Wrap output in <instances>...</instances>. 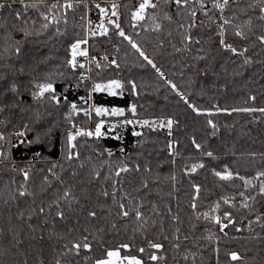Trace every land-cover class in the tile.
<instances>
[{"label":"trees","instance_id":"trees-1","mask_svg":"<svg viewBox=\"0 0 264 264\" xmlns=\"http://www.w3.org/2000/svg\"><path fill=\"white\" fill-rule=\"evenodd\" d=\"M67 2L0 0L5 5L0 9V147L4 154L0 156V264H94L107 250L121 244L130 245V250L121 249V254L137 256L144 264H264V196L258 194L264 177L255 178L258 171H264V112L233 111L264 108V45L257 39L264 34V21L259 20V0H240L238 5L230 2L224 12L225 17L235 16L224 39L238 50L247 48L244 56L233 55L220 45V15L212 8V0L208 17L198 3L178 12L174 3L156 0L153 3L158 7L148 8L143 21L133 18L141 0H100L92 7L99 4L107 10L104 14L98 8L107 35L95 37L87 33V1H71L73 9L48 7ZM32 4L38 7H24ZM113 5L118 7L113 9ZM193 7L198 26L188 30L193 42L185 45V29L179 26L192 22L189 11ZM113 11L117 15L113 16ZM50 12L60 23H49L52 16L49 21L43 19L42 13ZM81 14L83 21L77 19ZM166 14L172 19H166ZM249 18L252 28H244L247 38L235 36L234 26L244 25ZM112 20L131 43L119 36L120 29L110 23ZM44 23H49L47 29L42 27ZM156 24H160L159 30ZM78 39H87L82 47L101 56L92 60L90 68L79 56L77 63L83 68L73 69L68 64L70 46ZM246 58L251 62L245 64ZM113 80L123 85L115 95L93 91L96 84ZM49 82L54 93H45L40 99L33 96L39 91L36 84ZM13 84L15 91L11 90ZM133 105L135 113L131 112ZM96 107L123 109L124 115L97 116ZM85 109L91 111L90 116L84 114ZM145 119H172L171 135L167 127L138 124ZM101 120L104 134L99 138L78 136L73 142L74 158L69 160L67 128L81 124L86 127L83 130H94ZM126 120L133 123L126 124ZM209 120L217 125L215 129ZM19 129L24 130L23 140L13 144L12 135ZM193 139L201 149L195 148ZM23 149L34 151L38 160L12 167L9 160ZM208 151L213 157L205 155ZM196 163L205 167L192 172L190 166ZM24 166L29 173L27 181ZM125 166L129 171L117 177L115 173ZM225 166L253 180V185L245 186L240 179L220 180L214 171L223 172ZM21 185L33 195L20 196ZM194 185L200 186L195 200ZM65 189L76 199L60 202L65 212L61 220L53 201ZM104 191L109 196L105 197ZM245 197H255L247 200V208L242 206ZM225 198L235 206L225 204ZM120 203L130 212L127 218L119 215ZM40 207L45 208L44 213ZM134 209L147 221L143 228ZM90 211L97 216L89 217ZM224 212H230L235 223L221 231L211 217H223ZM84 236L91 251L81 249L79 255L67 251L66 245L71 247ZM149 241L163 248H149ZM139 248L145 252L140 253ZM231 252L242 259L232 261ZM152 254L161 259H149Z\"/></svg>","mask_w":264,"mask_h":264},{"label":"snow or ice","instance_id":"snow-or-ice-1","mask_svg":"<svg viewBox=\"0 0 264 264\" xmlns=\"http://www.w3.org/2000/svg\"><path fill=\"white\" fill-rule=\"evenodd\" d=\"M165 3H174L177 6V10L179 12L180 9H187L189 7V5L194 4V3H198L199 4V8L200 11L203 13V15L205 17H208V13L210 11V9H207V5L205 3V0H164ZM230 2L232 4H239L240 0H212V8L217 10L220 13V17L219 20L217 21V27L219 29L218 31V35L221 37L220 39V45L222 46L223 49H225L226 51H230L233 55H239V56H244V54L246 52H248L247 48H243L241 50H238L236 47H234L232 44L226 43L224 37L227 35V31L229 27H233V20L235 19V16L232 17H225L223 15V13L225 12L226 9L229 8L230 6ZM259 11L261 13V15L259 16V20L264 21V0H259ZM5 7V5L3 3H0V9H3ZM24 7H32V8H36L38 7L36 4H32V5H24ZM50 9H58V8H63V9H73L74 8V4L71 2V0H68L67 3L61 5L59 3L57 4H52L50 6H48ZM97 8H100V5L97 4L96 5ZM113 9L117 8V5H113L112 6ZM158 7V3H153V0H141V3L139 4L138 9L133 13V18L137 21H143L145 19V12L148 8H152V9H156ZM249 7H254L253 5H249ZM100 11L103 13H106L107 10L100 8ZM240 11H244L243 9H240ZM43 19L45 21H49V16L43 14ZM112 15L115 16L117 15L116 11L112 12ZM197 15L196 9L193 7L191 8V10L189 11V16L192 18V22L189 23L187 26L184 24H181L179 27L185 29V35H184V42L185 45L190 44L193 42V37L188 33V30H190L191 28H195L198 25L196 24L195 21V17ZM17 17H19V13H17ZM165 18L168 20H171L172 17L169 15H165ZM153 21L156 20V17L153 16L152 17ZM60 23V19L56 16V15H52L51 21H49V23ZM65 23H67V21H64ZM34 23V22H33ZM49 23H44L42 25V27L44 29H47L49 27ZM110 23L115 24L117 29H120V25L112 20L110 21ZM201 24H203V21L200 22ZM99 27V31H91V36L95 37L97 35H107V29L104 27L103 22L100 23ZM156 29L159 30L160 29V24H156L155 25ZM247 27L249 31H251L252 28V19L249 18L244 25H240V24H236L234 26V35L237 37H240L241 39H246L247 38V33L244 31V28ZM57 32L59 33V29H57ZM30 33L25 32V35H29ZM119 36L124 37L125 39H128L129 42L131 43V38L125 36V33L123 31V29H120L118 32ZM257 39L259 40L260 44L264 45V34H261L257 37ZM196 43H199V40L195 41ZM18 43V42H17ZM88 43L87 39H78L76 40L74 43L71 44L70 46V51H71V59L68 61V64L70 65L71 68L76 69L77 67L83 68L84 65L83 64H78L77 63V56H84L87 57L88 56V52L86 48H83L82 45H86ZM134 48H137V51H139V46L136 45L135 43H133L132 45ZM177 51H180V49H177ZM15 52L16 54L20 53V48L16 47L15 48ZM142 56L144 55L143 52L140 53ZM146 60L148 59L146 56L144 57ZM203 57H201L202 59ZM106 59V57H105ZM150 64H152V61L149 60L148 61ZM251 60L250 58H246L244 60L245 64L250 63ZM114 63V62H113ZM99 66V65H97ZM153 67H155V65H152ZM157 71L159 72V69H157ZM161 76H163V73H161ZM169 83L171 84V82L169 81ZM173 89L176 88L175 84L171 85ZM35 87L39 90L37 92L33 93V96H35L37 99H40L42 97H44L45 93H54L55 89L52 85V83H43V84H36ZM123 85L121 84L120 81L118 80H113L108 82L107 84L101 85V84H96L93 88V91H108L111 95H115L116 92L114 91V89H119L122 88ZM11 90L15 91L16 90V86L13 84L11 86ZM181 97L184 99L185 103H188L187 99L185 97H183V94H180ZM51 99H53L54 101H56V103H59V99L55 96L52 95ZM251 99H255V97H251ZM189 107H191L194 111H196L198 114L200 113V109H198L195 105L189 104ZM71 108L73 110V112H75L77 110L76 105L72 104ZM0 111H3V108L0 107ZM95 114L97 116H104V115H116V116H122L124 115V111L123 109H108V108H101V107H96L94 109ZM136 111V106L133 105L131 108V112L135 113ZM217 111H227L226 109H217ZM233 111H244V112H252V111H260V112H264V108L261 109H252V108H241V109H233ZM84 114L86 116H90L91 115V111L85 109L84 110ZM211 114V113H209ZM124 123L126 124H132L133 121L131 120H126ZM144 124H148V121H144ZM174 121L172 119H168L166 121H162L160 126L161 127H167L169 129V135H171V128L173 126ZM209 125L212 128H216L217 125L214 124L211 120L208 121ZM75 127V126H74ZM104 127V121L101 120L99 123H97L96 127L94 130H83V129H78L76 132L74 133H69L68 135V147H69V152L67 155V158L69 160L74 158V154L72 152V149H74L76 147L75 143H73L76 138L78 136H86V137H93L95 136L96 138L101 137L104 133L101 131L102 128ZM139 135V133H138ZM0 139H3V136L0 135ZM193 144L195 146L196 149H201L202 145L199 143H196L195 139H193ZM169 147H172V144H169ZM3 152H0V156H3ZM109 155H111V153L109 152ZM205 155H207L208 157H213V152L208 151L205 153ZM253 157L255 156V154H252ZM75 156L78 157L79 153H75ZM205 165L203 163H196L190 166V170L192 172H195L197 169L199 168H204ZM137 170H139V166H137ZM129 168L127 166L120 168L115 175L117 177L120 176L121 172H128ZM24 175V179L25 181H27L29 179V173L27 171H25L23 173ZM97 177H99V172H97L95 174ZM214 175L216 177H218L220 180L222 181H231L234 179H240L241 181H243V183L245 184V186H252L253 185V180L251 179H245V177L240 176L238 172L233 173V171L228 170L227 166H225V171L221 172V171H214ZM261 177H264V171H258L256 173V179H259ZM57 179H59V177H57ZM45 182H47V177H45ZM144 187H147V183L145 182ZM21 188L23 190L19 191V195L20 196H31L33 195V193L29 192L27 190V188H25L23 185H21ZM195 188V193L196 195L194 196V200L197 199L199 197V193H200V186L199 185H194ZM105 197L109 196V193L107 191H104L102 193ZM258 194L261 196H264V180H261L260 185H259V191ZM113 196H115V192L112 193ZM240 196H244L243 192L239 193ZM75 196L74 194L71 192L70 189H65V191L61 194V196L59 197V199L53 201V205L57 208L56 211V216L59 217L61 220H63L65 218V212L60 208V202L61 201H70V200H75ZM234 199V197L232 198ZM248 199H255V197H245V202L243 203V207L247 208L249 207V204L247 203ZM78 202V201H77ZM224 203L225 204H230V206H235L232 205L230 203V200L228 198L224 199ZM53 205H49V208H51ZM193 209L196 208V204L193 203L192 204ZM119 208H120V213L119 215L122 218H127L130 215V212L128 210H125V204L124 203H120L119 204ZM216 209L220 208V204L217 203L215 205ZM40 213H44L45 212V208L44 207H40L39 209ZM134 211V215L137 221H142L140 227L143 228L145 224H147L146 220H143V213L140 212L139 210H133ZM21 215H23V213H21ZM205 218H209L208 214L205 213ZM88 216L91 218H95L97 216V213L95 211H90L88 212ZM174 219H176L174 217ZM212 220H214V222L216 224H219L221 226V231H223L225 228L229 227L230 224L235 223V221L232 219V214L230 212H224L223 213V217L216 215V216H212L211 217ZM223 220H227V223H223ZM257 220H259V217H257ZM113 228H115V224H113ZM237 231H240V229H237ZM3 234V230L0 229V235ZM210 238V237H209ZM177 239H179V237H177ZM88 241V237L84 236L82 238V240L80 241H76L73 242L71 244V247H68L67 245L65 246L68 252H75L77 255H79L80 250L84 249L87 251H91L92 250V245L87 242ZM149 248L152 249H162L163 245L160 243H156V242H152L149 241L148 243ZM177 247H179V245H177ZM121 249H128L130 250V245L129 244H121L119 245L118 248L115 249H111V250H107L105 252V255L103 258H99L96 259L94 261V264H144L143 260L138 258L137 256H132V255H121ZM138 251L140 253H144L145 252V248H139ZM218 251V249H217ZM228 255L230 256V259L232 261H239L242 259V257L240 256L239 253L237 252H231L228 253ZM149 259L153 260V261H157L159 259H161V257L152 254L150 255ZM57 264H59V261H57Z\"/></svg>","mask_w":264,"mask_h":264},{"label":"built area","instance_id":"built-area-1","mask_svg":"<svg viewBox=\"0 0 264 264\" xmlns=\"http://www.w3.org/2000/svg\"><path fill=\"white\" fill-rule=\"evenodd\" d=\"M53 1H56V0H53ZM73 1V0H71ZM87 1L88 3V9H87V14H86V21H87V33H88V37H90L91 35V31H99V25H100V13H99V9L98 8H94L92 7V3H100V0H85ZM156 1V0H153V2ZM207 4V7L210 6V2L209 0H207L206 2ZM216 14H219V12H216ZM53 14L50 12L48 14L49 17H51ZM224 15V13H223ZM77 19L79 21H83L84 20V16L83 15H79L77 16ZM89 48V47H88ZM87 48V52H88V56L87 57H84V56H79V60L80 62H82L84 65L88 64L89 68L90 66L92 65V60L94 58H98L100 59L101 56L97 53V52H92L91 49H88ZM89 78H91V75L88 76ZM1 115V114H0ZM0 121H1V118H0ZM75 126V127H74ZM86 127H84L83 125L81 124H78V125H73L71 127H69V132L71 133H74L76 132L78 129H85ZM24 130L22 129H19L18 132L16 133H13L12 135V141H13V144H19L20 142H22L23 140V136H24ZM0 135L3 136L2 133H0ZM14 136H18V140H14ZM2 148L0 147V152H1ZM37 154L34 152V151H29V150H21L19 152L16 153V156L14 154V157H12L9 162L10 164L12 165V167H16L19 165L20 162H27V163H33L35 161L38 160V156H36ZM2 162V159L0 157V163ZM24 171L27 170V167L24 166L23 168Z\"/></svg>","mask_w":264,"mask_h":264},{"label":"rangeland","instance_id":"rangeland-1","mask_svg":"<svg viewBox=\"0 0 264 264\" xmlns=\"http://www.w3.org/2000/svg\"><path fill=\"white\" fill-rule=\"evenodd\" d=\"M103 14V13H102ZM105 14V13H104ZM114 91H116V89H114ZM144 121H148V123H150V125H153V126H160L162 120H157V119H145V120H142V121H138V124L139 125H142L144 124L143 122ZM69 131V128H67V131L66 133ZM123 256V255H122Z\"/></svg>","mask_w":264,"mask_h":264},{"label":"bare ground","instance_id":"bare-ground-1","mask_svg":"<svg viewBox=\"0 0 264 264\" xmlns=\"http://www.w3.org/2000/svg\"><path fill=\"white\" fill-rule=\"evenodd\" d=\"M18 2H21V3H26L28 0H17ZM82 15V14H81ZM2 115V114H1ZM62 139V138H61Z\"/></svg>","mask_w":264,"mask_h":264},{"label":"crops","instance_id":"crops-1","mask_svg":"<svg viewBox=\"0 0 264 264\" xmlns=\"http://www.w3.org/2000/svg\"><path fill=\"white\" fill-rule=\"evenodd\" d=\"M121 255H123V254H121Z\"/></svg>","mask_w":264,"mask_h":264}]
</instances>
